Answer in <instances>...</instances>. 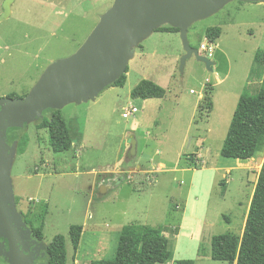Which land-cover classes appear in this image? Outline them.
<instances>
[{"label":"rangeland","instance_id":"1","mask_svg":"<svg viewBox=\"0 0 264 264\" xmlns=\"http://www.w3.org/2000/svg\"><path fill=\"white\" fill-rule=\"evenodd\" d=\"M112 2L14 0L11 14L0 21V99L27 95L49 64L77 51ZM213 27L222 31L213 72L194 56L180 70L185 54L181 41L177 51L175 41L160 35L152 37L154 45L168 54L162 53L157 62L149 58L147 65L135 58L123 87L107 88L94 101L66 105L61 113L72 138L69 151L53 153L48 131L37 130L35 122L21 129L28 141L21 154L19 138L13 142L10 170L14 190L24 200L20 203L14 194L16 210L35 227L39 210L28 200L48 203L43 242L64 236L66 264L113 258L119 232L130 224L163 228L173 252L167 264H227L210 259V239L227 233L242 237L264 149L247 161L224 159L220 150L240 94H253L260 86L258 69L253 73L251 66L256 50H264V3H228L189 28L190 46L198 49L206 29ZM142 76L157 80L165 97L146 103L132 99V87ZM206 84L213 89V108L200 118L199 95ZM133 107L139 112L126 118L124 113ZM134 125L136 131L130 132ZM130 133L136 142L134 156L129 155ZM122 157V166L105 176ZM197 162L200 169H195ZM123 175L120 183L114 180ZM143 180L151 184L137 191ZM200 222L203 232L197 239ZM179 223L183 228L176 237ZM73 225L83 227L77 250L68 236Z\"/></svg>","mask_w":264,"mask_h":264},{"label":"water","instance_id":"2","mask_svg":"<svg viewBox=\"0 0 264 264\" xmlns=\"http://www.w3.org/2000/svg\"><path fill=\"white\" fill-rule=\"evenodd\" d=\"M232 1L264 3V0H113L99 16L83 44L71 56L47 66L30 92L23 98L0 99V257L8 264H33L38 248L30 250L32 230L17 212L10 176L15 145L9 144V129H22L51 111L66 105L94 101L126 72L135 48L162 25L179 30L185 54L180 70L192 56L208 72L213 62L190 46L189 28L208 18ZM14 0H4L0 21L11 14ZM129 155L136 142L129 138ZM101 194L105 188L100 187ZM7 242V249L5 247ZM37 246L43 247V243Z\"/></svg>","mask_w":264,"mask_h":264},{"label":"trees","instance_id":"3","mask_svg":"<svg viewBox=\"0 0 264 264\" xmlns=\"http://www.w3.org/2000/svg\"><path fill=\"white\" fill-rule=\"evenodd\" d=\"M155 32L178 33L179 30L168 26L159 27ZM220 35L219 27L208 28L204 33L205 39L210 43H215ZM256 68L259 73L257 77L261 76L259 89L253 94L246 90L241 93L220 150V156L224 159L247 161L264 149L263 49H258L254 55L251 66L253 73ZM127 72L128 68L112 87H123ZM212 93L213 89L206 84L204 97L198 106L200 118L203 112L208 117L212 111ZM165 95V89L146 79L141 80L130 93L132 99L140 100L163 99ZM6 98H16V96L11 95ZM35 126L37 130L48 131L49 147L53 153H64L71 149L72 138L61 111L49 112L43 119L35 122ZM20 132L21 129H9L7 133L9 138L7 139L8 143L12 144L17 137L19 138L17 151L21 154L24 152L28 139L26 135L19 134ZM195 169H200L199 164L195 165ZM150 184L151 180H143V186L137 191H145ZM32 204L33 209L39 210L34 217V223L37 226L33 227L28 221L26 222L31 226L34 237L43 240L48 204L46 202H32ZM82 232L83 227L79 225L69 228L68 236L73 250H77ZM163 233L162 227L155 228L139 224L125 225L119 232L114 257L92 261L91 264H167L172 262L173 252L169 250L168 240ZM48 254V264H66L67 250L64 236L56 235L50 241ZM210 259L214 262H226L227 264H264V160L252 194L242 237L238 239L229 233L212 236ZM174 263L194 264L191 260H180Z\"/></svg>","mask_w":264,"mask_h":264},{"label":"crops","instance_id":"4","mask_svg":"<svg viewBox=\"0 0 264 264\" xmlns=\"http://www.w3.org/2000/svg\"><path fill=\"white\" fill-rule=\"evenodd\" d=\"M221 29V28H220ZM205 33V32H204ZM221 33H222V31H221ZM160 35H162L163 36V38H166V39H168L169 41H171V40H173V41H175L176 42V47H177V51H178V48L179 47H181V44H180V40H179V34L178 33H161V32H154V33H152L148 38H146L145 40H143L141 43H140V47L138 48V49H136L135 50V53H134V56H133V58H132V60H130L129 61V64H128V72H127V74H126V82L128 81V78H129V76H130V64H131V62L135 59V58H137L138 60H139V62L141 63V64H144V65H147L148 64V62H149V58H151L152 60H154V61H158V57H163V55H161L162 53L163 54H168L169 53V50L168 49H165V48H163V49H160L158 46H156V45H154V42H153V38L152 37H157V36H160ZM221 36V35H220ZM220 38V37H219ZM204 40H205V37H204V39L202 40V42H204ZM218 40H220V39H218ZM217 40V41H218ZM217 41L214 43V48H218V44H217ZM180 50V49H179ZM174 49L172 50V53H174ZM257 51V50H256ZM256 53V52H255ZM255 53H254V55H255ZM164 55V56H165ZM253 55V56H254ZM173 57H175V56H173ZM215 57V54H213V58ZM254 58V57H253ZM212 61V60H211ZM204 65V64H203ZM204 70H206L205 69V66H204ZM213 70V69H212ZM250 70V69H249ZM213 72V71H212ZM216 77H217V75H216ZM248 77H249V73H248V76H247V78H246V83H247V79H248ZM140 79H139V81H137V83L134 85V87L141 81V80H144V79H146V80H150V81H152V82H154V83H157V85L158 84H160L157 80H152V79H149V77H147V76H142V77H139ZM125 82V83H126ZM161 85V84H160ZM134 87H132V89L134 88ZM118 88H121V87H118ZM132 91V90H131ZM192 91V90H191ZM191 91H190V93H191ZM193 93H194V91H193ZM241 95V94H240ZM203 97H204V93H202V94H200L199 95V99L202 101V99H203ZM240 97V96H239ZM96 100V99H95ZM151 99H148V100H142L144 103H146V102H149ZM157 100H159V99H157ZM201 102H199V104H200ZM199 104H198V106H199ZM133 108H135V107H133ZM197 109H198V107H197ZM139 112V111H138ZM137 112V113H138ZM133 115H135V114H133ZM133 115H131V116H133ZM124 116H125V113H124ZM131 116H129V117H131ZM129 117H126V118H129ZM136 125H134L132 128H131V130H130V132H134V131H136ZM129 138H132V134L130 133V135L128 136V140H129ZM72 145H73V143H72ZM197 158H200L199 156L197 157ZM122 164H123V157H122V160L121 161H118L116 164H115V166H114V168H112V169H108V170H105V176H109L110 174H114L117 170H116V167L118 166V167H121L122 166ZM45 167V166H44ZM139 166H137V168H138ZM115 169V170H114ZM37 172H39V170H36L35 172H34V174H37ZM28 175V177H31V175H33V174H31V173H28L27 174ZM105 178H108V177H104L103 178V180H105ZM124 179V175L122 176V177H120L119 179H117V178H114V180L115 181H117L118 183H120V181L121 180H123ZM103 180H102V182H103ZM12 181V180H11ZM101 186H103V184H101L100 185V187ZM12 187H13V193L14 194H16V190H14V186H13V184H12ZM17 195V194H16ZM19 198H20V203H22V202H24V200H23V197H21V196H19V195H17ZM28 201H31V202H40V201H34V200H31V199H29ZM41 202H43V201H41ZM48 204V203H47ZM183 226V224L182 223H179V230H178V232H177V234H176V237L180 234L179 232L181 231V229L183 228L182 227ZM197 230H196V232H197V235H196V238L197 239H199L200 237H201V234H202V232H203V222H200L199 224H198V226H197V228H196ZM183 234V233H182Z\"/></svg>","mask_w":264,"mask_h":264},{"label":"flooded vegetation","instance_id":"5","mask_svg":"<svg viewBox=\"0 0 264 264\" xmlns=\"http://www.w3.org/2000/svg\"><path fill=\"white\" fill-rule=\"evenodd\" d=\"M7 138H9L8 135H7ZM28 227H30V229L32 230L31 226L28 225ZM31 240L33 242H37V243L36 244H31L30 245V250L32 251L33 249L38 248V252L35 255V259L33 261V264H48V261H49L48 245L49 244H45L43 242V240H39V239L35 238L34 235H33V231H32V234H31ZM39 243H43V247L42 248L37 246ZM5 247L7 249V242H5ZM0 264H8V263L5 261V259L3 257H0Z\"/></svg>","mask_w":264,"mask_h":264},{"label":"built area","instance_id":"6","mask_svg":"<svg viewBox=\"0 0 264 264\" xmlns=\"http://www.w3.org/2000/svg\"><path fill=\"white\" fill-rule=\"evenodd\" d=\"M198 52L201 56L212 60L213 54H214V43L208 42L206 39L204 42L200 43L198 46ZM193 93V91H191ZM138 112V109L136 108H130L128 111L125 112V117H129L133 114H136ZM127 179H131V176H127Z\"/></svg>","mask_w":264,"mask_h":264}]
</instances>
